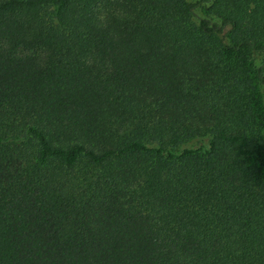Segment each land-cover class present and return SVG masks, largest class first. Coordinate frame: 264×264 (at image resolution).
<instances>
[{"label":"trees","instance_id":"1","mask_svg":"<svg viewBox=\"0 0 264 264\" xmlns=\"http://www.w3.org/2000/svg\"><path fill=\"white\" fill-rule=\"evenodd\" d=\"M259 94L264 0H0V264H264Z\"/></svg>","mask_w":264,"mask_h":264},{"label":"rangeland","instance_id":"2","mask_svg":"<svg viewBox=\"0 0 264 264\" xmlns=\"http://www.w3.org/2000/svg\"><path fill=\"white\" fill-rule=\"evenodd\" d=\"M253 59V58H251ZM254 61V60H252ZM258 115L259 117L261 115H263L264 117V96L263 95H258ZM261 120L263 121V119L261 118ZM207 142H208V137L204 136V137H197V138H193V139H189L185 142H183L182 144H180L179 146H177L174 149L175 153H179L181 150L183 149H195L198 148L200 146H207Z\"/></svg>","mask_w":264,"mask_h":264}]
</instances>
